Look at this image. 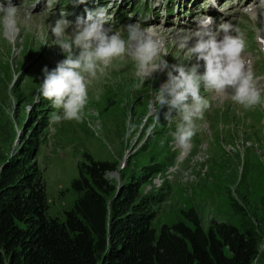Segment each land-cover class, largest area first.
I'll use <instances>...</instances> for the list:
<instances>
[{
  "label": "rangeland",
  "instance_id": "1",
  "mask_svg": "<svg viewBox=\"0 0 264 264\" xmlns=\"http://www.w3.org/2000/svg\"><path fill=\"white\" fill-rule=\"evenodd\" d=\"M36 1L11 0L18 7L19 31L14 30L13 37L0 25V158L20 156L27 141L35 145L32 161L44 185L45 215L62 220L64 211L71 209L78 193L69 183L77 177L84 156L114 162L117 168L123 162L119 170L105 177L116 186L120 184L118 189L128 185L133 190L137 184V202L154 199L149 210L156 231L161 224L177 221L189 225L182 212L193 208L204 230L211 222H223L239 231H251L258 241L255 263L264 264V104L245 109L230 97L201 87L209 107L203 119L196 121L187 147L182 148L171 135L178 118L166 121L165 107L159 110L157 121L151 107L166 73H139L135 61L124 56L113 60L105 73L89 84L82 122L50 124V113L59 110L35 97L43 80L42 69H54L65 57L52 43L50 31L45 43L46 26L53 23L50 17L54 14L46 8L47 0ZM129 1L117 2L118 11ZM146 3L156 4L154 0ZM259 7L255 19L238 20L237 27L244 24L254 33L259 29L256 34L260 35L264 4ZM125 24L128 22L118 25ZM120 30L126 38L124 28ZM164 35L160 56L169 65L195 63L179 48L178 35ZM254 68L255 82H260L258 89L264 95V72Z\"/></svg>",
  "mask_w": 264,
  "mask_h": 264
},
{
  "label": "trees",
  "instance_id": "2",
  "mask_svg": "<svg viewBox=\"0 0 264 264\" xmlns=\"http://www.w3.org/2000/svg\"><path fill=\"white\" fill-rule=\"evenodd\" d=\"M34 149L27 141L20 156L0 158V264H257L251 231L223 222L204 230L193 208L182 212L189 225L156 231L154 199L137 202V184L116 192L105 174L117 164L107 160L84 156L69 183L78 193L71 209L62 220L47 217Z\"/></svg>",
  "mask_w": 264,
  "mask_h": 264
},
{
  "label": "clouds",
  "instance_id": "3",
  "mask_svg": "<svg viewBox=\"0 0 264 264\" xmlns=\"http://www.w3.org/2000/svg\"><path fill=\"white\" fill-rule=\"evenodd\" d=\"M56 2L47 0V8L51 9ZM75 3L84 4L85 0H75ZM208 3L216 7V0ZM17 12L18 7L11 0L0 3V25L5 30L19 31ZM67 15L66 11H60L59 17L46 26L45 43L50 31L54 37L52 43L65 57L54 69L49 70L47 66L42 69L43 80L35 97L37 102L42 97L53 109L59 110L50 113V124L82 122L89 84L103 75L113 60L124 56L135 61L139 73H166V81L154 92L151 107L156 111L157 121L159 110L165 107L166 121L178 118L171 135L182 148L187 147L195 134L196 121L203 119L209 107L208 99L201 95V87L220 97L228 96L245 109L264 104L254 73L242 57L246 48L244 34L230 22L214 25L212 17L200 18L195 29L178 38L179 48L195 63L169 65L160 56L162 42L153 30H146L138 23L127 24L125 38L121 31L109 26L112 17L105 7L85 9V16L77 17L74 22L66 19Z\"/></svg>",
  "mask_w": 264,
  "mask_h": 264
},
{
  "label": "bare ground",
  "instance_id": "4",
  "mask_svg": "<svg viewBox=\"0 0 264 264\" xmlns=\"http://www.w3.org/2000/svg\"><path fill=\"white\" fill-rule=\"evenodd\" d=\"M263 6V5H262ZM259 12V10L255 13V16H258V14L260 13H258ZM258 13V14H257ZM30 19H32V17H29V19L28 20H30ZM152 20H153V18H151ZM17 27H18V25H17ZM4 30H5V28H4ZM159 30V29H158ZM154 32H156L157 30H153ZM5 32L7 33V35L8 36H10V37H13L11 34H13L14 33V30H5ZM161 33V32H160ZM262 33H264V29L262 30ZM162 34V33H161ZM263 36H264V34H263ZM12 39H14V38H12ZM256 86H257V88L259 87L260 88V86H261V84H260V82H257L256 83Z\"/></svg>",
  "mask_w": 264,
  "mask_h": 264
},
{
  "label": "water",
  "instance_id": "5",
  "mask_svg": "<svg viewBox=\"0 0 264 264\" xmlns=\"http://www.w3.org/2000/svg\"><path fill=\"white\" fill-rule=\"evenodd\" d=\"M122 164H123V162H122V163L120 164V166L118 167V170L120 169V167L122 166ZM118 186H119V185L116 186V192L118 191Z\"/></svg>",
  "mask_w": 264,
  "mask_h": 264
}]
</instances>
